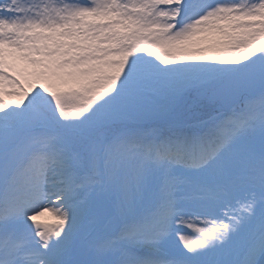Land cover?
Wrapping results in <instances>:
<instances>
[{
    "label": "snow or ice",
    "instance_id": "1",
    "mask_svg": "<svg viewBox=\"0 0 264 264\" xmlns=\"http://www.w3.org/2000/svg\"><path fill=\"white\" fill-rule=\"evenodd\" d=\"M0 264H264V0H0Z\"/></svg>",
    "mask_w": 264,
    "mask_h": 264
}]
</instances>
